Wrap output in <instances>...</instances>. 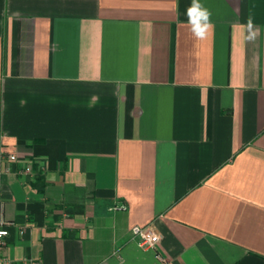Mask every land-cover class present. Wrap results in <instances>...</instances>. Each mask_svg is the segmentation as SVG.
<instances>
[{
	"label": "crops",
	"instance_id": "0c3cea01",
	"mask_svg": "<svg viewBox=\"0 0 264 264\" xmlns=\"http://www.w3.org/2000/svg\"><path fill=\"white\" fill-rule=\"evenodd\" d=\"M190 3L0 0L17 263L264 264V0H200L202 40ZM148 224L156 250L131 233Z\"/></svg>",
	"mask_w": 264,
	"mask_h": 264
},
{
	"label": "built area",
	"instance_id": "2783aa9c",
	"mask_svg": "<svg viewBox=\"0 0 264 264\" xmlns=\"http://www.w3.org/2000/svg\"><path fill=\"white\" fill-rule=\"evenodd\" d=\"M11 159H16V155L12 154ZM115 208H125L124 205H116ZM131 233L136 238L138 245L143 250H156L157 246L162 240V234L153 224L145 226L134 225L131 228ZM10 234V222L0 214V264H37L34 259H24L21 263H17L16 260L5 253V249L8 244V237ZM163 258L161 254L158 253Z\"/></svg>",
	"mask_w": 264,
	"mask_h": 264
},
{
	"label": "clouds",
	"instance_id": "9594fccd",
	"mask_svg": "<svg viewBox=\"0 0 264 264\" xmlns=\"http://www.w3.org/2000/svg\"><path fill=\"white\" fill-rule=\"evenodd\" d=\"M185 15L187 17V27L192 37L197 40L205 39L212 28L211 12L205 8L200 0H191L187 7ZM257 32L251 17L247 20V35L248 41H254Z\"/></svg>",
	"mask_w": 264,
	"mask_h": 264
}]
</instances>
